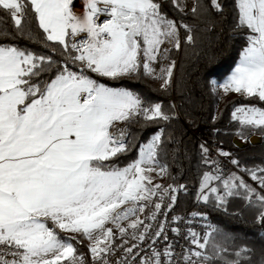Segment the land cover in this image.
Listing matches in <instances>:
<instances>
[{
	"label": "snow or ice",
	"instance_id": "6c2138e0",
	"mask_svg": "<svg viewBox=\"0 0 264 264\" xmlns=\"http://www.w3.org/2000/svg\"><path fill=\"white\" fill-rule=\"evenodd\" d=\"M211 3L222 11L219 0ZM234 3L235 26L247 29L246 46L219 87L226 94L264 102V0ZM83 4L84 12L77 14L73 0H0V11L11 16L18 31L23 34L22 20L31 11L46 39L57 42L65 53L64 63L59 64L51 56L0 44V264H83L72 243L76 237L61 238L57 229L90 241L99 233L90 252L104 264L102 254L110 251L113 236L105 224L136 215V208L117 209L155 194V189L147 187L152 183L147 173L159 164L157 149L163 130L140 147L138 159L120 168L114 158L125 154L131 144L123 129L118 134L112 129L116 122L137 116L147 121L168 120L169 116L159 103L148 105L135 92L109 87L87 73L115 80L143 68L152 75L151 64L157 61L161 45L171 40L176 49L181 46L177 22L161 11L159 0H83ZM180 27L189 33L187 43H193L192 29L186 24ZM6 35L0 31V36ZM77 62L79 71H73L69 64ZM174 68L172 61L161 69L162 87L171 83ZM48 72L52 75L45 78ZM232 119L240 125L242 138L245 130H264V108L236 106ZM201 147L207 156L208 149ZM219 155L231 154L221 151ZM231 162L239 166V161ZM205 163L216 164L207 159ZM165 171L160 166V172ZM222 171L217 166L215 173L203 174L197 200L209 203L205 190L216 194L217 206L225 205L229 197L241 196L259 209L258 220L264 222V194L235 174L224 177ZM247 171L264 189V168ZM213 181L222 185V192L211 186ZM154 208L159 210L161 205ZM199 215L191 214L193 218ZM182 219L177 217L174 222L179 224ZM143 223L137 217L129 227L137 229ZM207 228L204 235L188 229L186 238L194 247L179 255L171 244L163 252L153 248L141 264H213L217 259L241 264L250 250L240 248L233 254L235 259H228V247L217 240L219 230L211 225ZM120 231L127 230L121 227ZM172 231L180 235L179 227ZM154 236L167 240L163 225ZM135 238L143 241L145 237ZM127 251L131 253L132 248Z\"/></svg>",
	"mask_w": 264,
	"mask_h": 264
},
{
	"label": "trees",
	"instance_id": "16d2710c",
	"mask_svg": "<svg viewBox=\"0 0 264 264\" xmlns=\"http://www.w3.org/2000/svg\"><path fill=\"white\" fill-rule=\"evenodd\" d=\"M162 1L165 5L162 12L172 16L179 25H188L194 40L191 44L187 43L189 33L180 27L182 44L179 49L169 51V64L175 61L172 83L162 87L163 80L146 74L143 68L138 73L115 80L87 73L109 87L135 92L148 105L159 103L162 111L169 116L168 120L147 121L138 116L129 121L126 139L131 147L113 162L117 167H126L138 159L140 147L163 130L157 159L159 165L166 168L168 183L176 184L178 196L165 226L167 240L162 237L159 247L174 241L172 229L175 218L197 212L206 215L219 230L217 240L228 247L229 252L225 253L228 259H235V251L247 248L250 251L242 257L241 264H264V222L258 220L259 209L256 206L250 205L241 196L229 197L225 205L217 206L216 194L208 192L209 203L197 200L203 174L215 173L214 164L205 163V159H209L201 142L226 149L239 161V166H235L249 177L247 170L264 168V130H245V138H242L238 134L240 125L232 119L236 106L264 108V102L239 95L221 102L220 94L215 90V84H223L239 62L240 53L246 46L247 29L235 26L237 12L234 0H219L222 11H217L211 0H195V13L193 9L181 12L171 1ZM21 28L23 34L18 31L11 16L6 11H0V31L7 33L0 36V44L51 56L59 64L64 63L62 46L46 39L33 12L29 11L26 19L22 20ZM78 65L79 62L69 64L73 71H79ZM44 75L46 78L52 72ZM253 136L261 138L260 145L250 144ZM235 138L246 143L247 147L237 148ZM212 185L223 191L218 182L213 181ZM257 192L264 194V189ZM74 243L77 254L83 257V263L90 264L92 259L86 237L78 234ZM213 264H224V261L217 259Z\"/></svg>",
	"mask_w": 264,
	"mask_h": 264
},
{
	"label": "built area",
	"instance_id": "2783aa9c",
	"mask_svg": "<svg viewBox=\"0 0 264 264\" xmlns=\"http://www.w3.org/2000/svg\"><path fill=\"white\" fill-rule=\"evenodd\" d=\"M201 143L208 149L207 158L210 161L216 162V164H214V172L216 167L219 166L223 170L222 175L224 177L235 174L236 176L241 177L245 182L249 181L248 178L247 180L244 179L246 176L235 166V164L231 162L234 159L232 155L229 157L219 155L221 151L228 152L226 149L217 145H208L205 142ZM173 188L176 189V191H172ZM166 189L167 191L164 192L162 196L163 199H161L159 203L161 208L159 210L154 209L150 212V222L147 226V231H144L143 233L145 237L144 240L141 241L135 237L124 240L116 251L103 255L104 264H141L145 257L151 256L153 248L163 252L166 245L164 247H159V243L163 236L155 237L154 233L161 227V225L164 226L165 230L169 214L174 208L178 196L177 186L174 182L169 183ZM172 197H174V200L170 199ZM154 212L155 218H152ZM191 214L192 213L183 214L180 216L183 219L179 222V224L175 222L174 228L179 227L180 235L173 232L174 241L168 244L174 246L177 255H179L183 249L190 247L189 240L186 238L189 228L199 232L201 235H204L208 230V225L215 228L206 215L199 213V216L193 218ZM202 217H206V219ZM153 240H155V243H153ZM129 248H132L131 253L127 251ZM65 264H67V262H65ZM90 264H101V261L99 259H95L92 260Z\"/></svg>",
	"mask_w": 264,
	"mask_h": 264
},
{
	"label": "rangeland",
	"instance_id": "374dc122",
	"mask_svg": "<svg viewBox=\"0 0 264 264\" xmlns=\"http://www.w3.org/2000/svg\"><path fill=\"white\" fill-rule=\"evenodd\" d=\"M164 1H167V0H164ZM168 1H171L172 4H174V6L176 8H178L181 12H184V13L191 11L194 8V3H195V0H168ZM159 2L161 3V11H162V8L165 7V5H164L162 0H159ZM177 3L179 4V7L176 6ZM83 9H84V5H83ZM74 12H76L77 14H82L84 12V10L81 11V10H79V7H77L74 9ZM167 18L176 21L172 16H170V17L167 16ZM100 19L103 20V19H105V17L101 16ZM177 26L179 28V37H180V45H181L182 44L181 28H180V25L178 23H177ZM79 39H81V37H77V40H79ZM172 48H175V47H174V42L171 40H166L165 43L161 45V51H160V55L157 57V61L153 62L151 64V67L154 69V72L152 74L153 77L159 78L162 75L161 69L168 67V65H169V62H168L169 61V51ZM140 60H141V63L144 62L143 55H141ZM172 76H173V74H172ZM171 83H172V78H171ZM219 85H222V84H215V90L220 94L221 102H223L224 100H226L230 97L239 95L236 93H227L226 94V93H224L223 89L219 87ZM239 96H241V95H239ZM220 106H221V104H219L218 107L220 108ZM135 118L136 117H133L129 121H131ZM129 121L116 122L112 131L114 133L118 134L119 130L123 129L125 132V137H126V135H127V126L126 125ZM153 167H155L156 170L151 172V173H147V175H149L152 179V183L148 184L147 187L150 189H155V194L150 195L147 200H141L138 203L129 202L127 204L122 205L119 209H117L118 212H122V211L128 210L129 208H136L137 209L136 215H130L127 219L117 221L115 223L114 222H108L105 224V226H104L105 229L111 228L112 232H113V236L109 240L110 251L108 253H112L113 251H116L121 246V244L123 243L124 240H126L128 238L139 237L141 234L144 233L145 226H148V224L150 222V212L155 209L154 208L155 204L160 203L161 197L163 196V194L167 188V185L169 184L168 180H167L166 171L161 173L159 164L153 165ZM244 175L249 180L248 182H246L247 184H249L251 187L255 188L257 191L261 190L259 184L256 181L252 180L251 176L249 177L246 174H244ZM214 182L216 183V181H214ZM156 185H160V188L156 189L155 188ZM206 193H207V190H205V194ZM141 207L144 209L142 212L138 210ZM137 217L139 218V220H142L144 223L142 225H139L137 229H132L131 227H129V225L133 221H135L137 219ZM121 227L125 228L127 231L125 233H121V231H120ZM57 232L59 233L61 238H67L69 236H75L77 239V235H78L76 233L60 232L59 229H57ZM98 235H99V233H94L92 241H90L89 239L86 238L88 240L89 249L92 246L93 241L97 238ZM74 242H76V240L72 241V243L74 244V247H75ZM191 247H194V246L191 245ZM104 254H107V253H104ZM104 254H102V255H104ZM91 259L95 260L93 258L92 253H91Z\"/></svg>",
	"mask_w": 264,
	"mask_h": 264
},
{
	"label": "water",
	"instance_id": "95a60500",
	"mask_svg": "<svg viewBox=\"0 0 264 264\" xmlns=\"http://www.w3.org/2000/svg\"><path fill=\"white\" fill-rule=\"evenodd\" d=\"M261 142H262V140H261V138L258 137V136H253V137L250 139V144H251L252 146H258V145L261 144ZM234 145H235L237 148H239V149H244V148L247 147V144L244 143V142H242V141H241L240 139H238V138H235V139H234Z\"/></svg>",
	"mask_w": 264,
	"mask_h": 264
},
{
	"label": "crops",
	"instance_id": "0c3cea01",
	"mask_svg": "<svg viewBox=\"0 0 264 264\" xmlns=\"http://www.w3.org/2000/svg\"><path fill=\"white\" fill-rule=\"evenodd\" d=\"M83 0H73V10L77 7H79V10H84L83 9Z\"/></svg>",
	"mask_w": 264,
	"mask_h": 264
},
{
	"label": "bare ground",
	"instance_id": "6f19581e",
	"mask_svg": "<svg viewBox=\"0 0 264 264\" xmlns=\"http://www.w3.org/2000/svg\"><path fill=\"white\" fill-rule=\"evenodd\" d=\"M245 180H247V177H244Z\"/></svg>",
	"mask_w": 264,
	"mask_h": 264
}]
</instances>
